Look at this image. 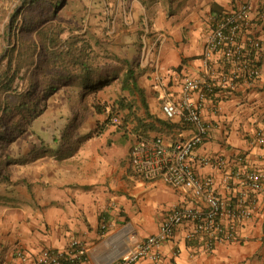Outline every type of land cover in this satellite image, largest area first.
Here are the masks:
<instances>
[{
	"label": "crops",
	"instance_id": "crops-1",
	"mask_svg": "<svg viewBox=\"0 0 264 264\" xmlns=\"http://www.w3.org/2000/svg\"><path fill=\"white\" fill-rule=\"evenodd\" d=\"M149 1L156 5L149 12L147 0L110 1L106 9L91 11L99 21L92 24L101 28L100 33L94 27L90 31L122 38L126 45L116 53L139 63L138 85L149 112L164 119L161 106L181 101L184 79H203L202 53L214 20L246 0ZM249 18L250 28L239 40L254 37L261 42L260 76L233 94L215 90L200 102L208 135L187 161L197 176L212 177L216 192L227 200L238 187L233 180L226 182L225 174L264 172V0H253ZM223 63L220 55L212 60L217 72L223 71ZM192 100L199 102L196 94ZM171 122V128H160L161 133L146 138L161 137L169 144L195 132L181 118ZM91 129L89 138H83ZM69 130L71 139L61 140L58 133L67 135ZM38 135L37 143L25 144V161L9 168L11 183H0V264H21L18 251L32 259L45 248L62 250L72 239L84 247L82 264H98L109 260L111 245L133 247L157 234L176 207H203L189 190L139 178L130 162L132 146L125 139H101L105 133L99 134L96 127H62L51 135L45 130ZM204 158H221L226 167L203 165ZM192 230L191 223L180 225L162 244L157 261L133 264H264V184L253 216L237 228L230 242L217 243L209 252L201 237L187 239Z\"/></svg>",
	"mask_w": 264,
	"mask_h": 264
},
{
	"label": "trees",
	"instance_id": "trees-1",
	"mask_svg": "<svg viewBox=\"0 0 264 264\" xmlns=\"http://www.w3.org/2000/svg\"><path fill=\"white\" fill-rule=\"evenodd\" d=\"M88 1L0 0L2 184L11 183V166L25 161L15 158L10 146L27 132L33 134V122L46 111L48 98L64 87L75 91L83 103L91 93L119 83L130 99L119 95L110 117H120L117 128L125 138L131 135L137 141L173 126L170 120L150 114L138 85L139 63L118 55L107 37L75 21L81 15L82 23L90 13ZM62 134L61 140L66 138L65 131Z\"/></svg>",
	"mask_w": 264,
	"mask_h": 264
},
{
	"label": "built area",
	"instance_id": "built-area-1",
	"mask_svg": "<svg viewBox=\"0 0 264 264\" xmlns=\"http://www.w3.org/2000/svg\"><path fill=\"white\" fill-rule=\"evenodd\" d=\"M252 7L253 0H246L238 9L214 20L202 53L203 79H184L181 101L177 104L165 102L161 106L165 119L172 121L181 118L184 123L195 127L194 134L169 144L161 137L140 138L130 153L131 166L139 178L160 180L175 189L189 190L203 207H176L167 215L157 234L142 242H135L133 247L111 245L109 260L98 264H133L141 259L157 261L161 256L162 244L172 238L177 227L185 223L193 225L187 239L201 237L203 247L211 252L217 243L233 240L237 228L253 216L257 195L264 184V172L225 174L224 180H233L238 187L235 196L227 200L216 192L212 177L197 176L187 163L193 151L208 135V126L200 114V102L215 90L233 94L240 86L251 84L260 76L257 58L262 49L261 42L254 37L247 38L244 43L239 40L242 32L250 28ZM216 55H220L224 61L222 72H217L212 66ZM193 94L198 96L199 102L192 100ZM112 121L117 123L116 118ZM258 142L262 144L263 138L259 137ZM238 161L241 162L242 158ZM201 163L213 164L221 170L226 167L221 158L213 161L204 158ZM133 239L128 237V241ZM16 258L21 264H82L86 261L84 247L77 239H72L62 250L45 248L32 259L18 251Z\"/></svg>",
	"mask_w": 264,
	"mask_h": 264
},
{
	"label": "rangeland",
	"instance_id": "rangeland-1",
	"mask_svg": "<svg viewBox=\"0 0 264 264\" xmlns=\"http://www.w3.org/2000/svg\"><path fill=\"white\" fill-rule=\"evenodd\" d=\"M110 1L114 0L88 1L90 13L86 15L82 23V18L80 17L81 15H77L78 17H76L75 21L83 25L84 23H86L87 27L89 28H98L96 31L100 33L99 27L101 28V26L92 24H97L99 23V21L96 19V17H92L91 11L106 9L108 7L107 4L112 3ZM147 1L148 2H146L147 5H145V8L149 12L152 7L156 5H151L150 1ZM87 20L91 21V25L86 22ZM117 23L119 22L117 21ZM130 26L134 27V22ZM121 29L122 28L120 27L119 30ZM109 40H111L109 47L115 52L118 48H124L126 45V43L123 42L121 37H115ZM119 95L129 98L127 92L120 91V85L117 82L111 84L100 92H97L95 94L91 93L83 103L81 102V100H79L77 93H75V91H73L71 88H62L61 90L57 91L53 96L48 98L46 111L43 113L42 116H40L33 122V134L29 131L26 134L22 135L20 138H18L10 146V153L15 158H18L22 155L24 156L23 150L28 140L37 143L39 141L38 134L41 133V131L45 130V133L51 135L54 130H60L62 127H96V131L99 132V134H101L102 132L105 133V136L103 135L101 139H108L110 141L125 139V141H128L127 143L131 144V146L133 147L136 142L135 139L131 135H128V137L125 138V136H123L124 132L118 131L117 127H119V125L121 124V120L119 119L120 117H110V107L114 104L115 100L119 97ZM104 106L106 108L102 110ZM114 118L117 119V123H114L112 121ZM92 129L89 130L90 132L87 134V136L83 135V138H89ZM70 132L71 131L69 130L67 132V135L65 136L66 138L68 137V139H71L72 137V134ZM58 134V136H61L62 132ZM124 148L125 147H123V149Z\"/></svg>",
	"mask_w": 264,
	"mask_h": 264
},
{
	"label": "water",
	"instance_id": "water-1",
	"mask_svg": "<svg viewBox=\"0 0 264 264\" xmlns=\"http://www.w3.org/2000/svg\"><path fill=\"white\" fill-rule=\"evenodd\" d=\"M3 55H4V53L2 55H0V60L2 59Z\"/></svg>",
	"mask_w": 264,
	"mask_h": 264
}]
</instances>
